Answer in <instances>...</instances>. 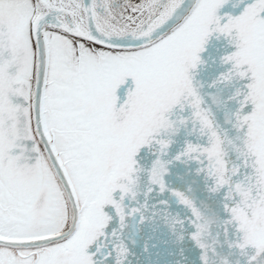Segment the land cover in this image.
<instances>
[{
  "label": "snow or ice",
  "instance_id": "1",
  "mask_svg": "<svg viewBox=\"0 0 264 264\" xmlns=\"http://www.w3.org/2000/svg\"><path fill=\"white\" fill-rule=\"evenodd\" d=\"M0 264H264V0H0Z\"/></svg>",
  "mask_w": 264,
  "mask_h": 264
}]
</instances>
